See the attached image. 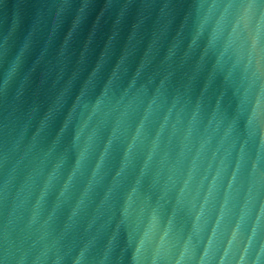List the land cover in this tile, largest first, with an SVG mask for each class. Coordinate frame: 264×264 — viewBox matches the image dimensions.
Wrapping results in <instances>:
<instances>
[{
  "label": "water",
  "instance_id": "95a60500",
  "mask_svg": "<svg viewBox=\"0 0 264 264\" xmlns=\"http://www.w3.org/2000/svg\"><path fill=\"white\" fill-rule=\"evenodd\" d=\"M0 264H264V0H0Z\"/></svg>",
  "mask_w": 264,
  "mask_h": 264
}]
</instances>
